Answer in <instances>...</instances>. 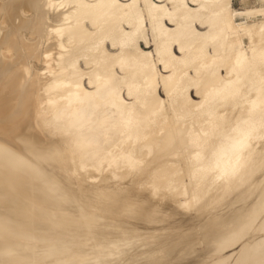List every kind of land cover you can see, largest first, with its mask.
<instances>
[{
  "label": "snow or ice",
  "instance_id": "1",
  "mask_svg": "<svg viewBox=\"0 0 264 264\" xmlns=\"http://www.w3.org/2000/svg\"><path fill=\"white\" fill-rule=\"evenodd\" d=\"M0 242L264 264V0H0Z\"/></svg>",
  "mask_w": 264,
  "mask_h": 264
},
{
  "label": "bare ground",
  "instance_id": "2",
  "mask_svg": "<svg viewBox=\"0 0 264 264\" xmlns=\"http://www.w3.org/2000/svg\"><path fill=\"white\" fill-rule=\"evenodd\" d=\"M13 2H14V0H13ZM121 2H124V0H121ZM127 2L131 3L132 0H127ZM146 2H147V0H136V3H138L141 7H142ZM157 2H158V0H157ZM170 2H171V0H165V3H166V4H167V3H170ZM192 3H193V0H189V4L191 5ZM121 15H122V14H121ZM113 28H114V25H112V24L108 25L107 28H106V33H107V32H111V31H113ZM125 30H127V27H125ZM197 30H198V31L201 30L199 25L197 26ZM206 30H207V29H204V31H206ZM104 47H105L107 50L110 51V50H111V47H112V45H111V40L107 41V43H106V45H105ZM84 87H85V89H87V80H86V79H85V81H84ZM161 91H162V89H161ZM189 95L191 96V98L193 99V101L196 100L195 89H193V90L190 92ZM242 199H243V197L241 196L240 198H238L237 201H233V203L240 202V206L243 207ZM191 222H192V218H191V217H180V218H178V220H177L176 222H174V223L179 224V225H187V224H189V223H191ZM158 227H159L158 225H152V224L144 225V228H145V229H151V230H153V231L158 230ZM213 242H214V241L209 240L207 246H211V244H212ZM0 246H3V243H2V242H0ZM188 259H190V260H194V259H198V257H189Z\"/></svg>",
  "mask_w": 264,
  "mask_h": 264
},
{
  "label": "rangeland",
  "instance_id": "3",
  "mask_svg": "<svg viewBox=\"0 0 264 264\" xmlns=\"http://www.w3.org/2000/svg\"><path fill=\"white\" fill-rule=\"evenodd\" d=\"M241 2H243V0H234V3L237 5H239ZM253 2H257V0H253Z\"/></svg>",
  "mask_w": 264,
  "mask_h": 264
}]
</instances>
